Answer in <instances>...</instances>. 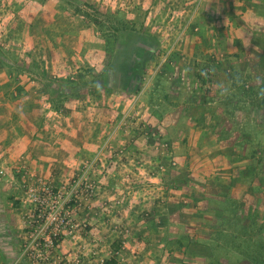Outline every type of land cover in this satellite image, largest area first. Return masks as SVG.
<instances>
[{"label": "rangeland", "instance_id": "obj_1", "mask_svg": "<svg viewBox=\"0 0 264 264\" xmlns=\"http://www.w3.org/2000/svg\"><path fill=\"white\" fill-rule=\"evenodd\" d=\"M262 261L264 0H0V264Z\"/></svg>", "mask_w": 264, "mask_h": 264}, {"label": "trees", "instance_id": "obj_2", "mask_svg": "<svg viewBox=\"0 0 264 264\" xmlns=\"http://www.w3.org/2000/svg\"><path fill=\"white\" fill-rule=\"evenodd\" d=\"M129 48V45L127 44L123 49H119V52L117 54V59L115 63H118V67H120L123 63L124 60L129 59L130 55L129 52H127L125 49ZM18 202L20 199L17 200Z\"/></svg>", "mask_w": 264, "mask_h": 264}, {"label": "flooded vegetation", "instance_id": "obj_3", "mask_svg": "<svg viewBox=\"0 0 264 264\" xmlns=\"http://www.w3.org/2000/svg\"><path fill=\"white\" fill-rule=\"evenodd\" d=\"M136 75V74H135ZM124 77H125V74H124ZM260 264H264V261H262Z\"/></svg>", "mask_w": 264, "mask_h": 264}]
</instances>
